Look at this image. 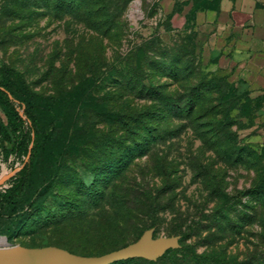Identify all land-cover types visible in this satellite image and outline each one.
<instances>
[{"label":"rangeland","instance_id":"374dc122","mask_svg":"<svg viewBox=\"0 0 264 264\" xmlns=\"http://www.w3.org/2000/svg\"><path fill=\"white\" fill-rule=\"evenodd\" d=\"M220 34L170 23L159 0H0V67L61 115L51 131L40 114L53 142L0 205V248L153 243L127 264H264V83L220 62ZM165 96L195 109L166 112ZM20 164L0 150V177Z\"/></svg>","mask_w":264,"mask_h":264},{"label":"trees","instance_id":"16d2710c","mask_svg":"<svg viewBox=\"0 0 264 264\" xmlns=\"http://www.w3.org/2000/svg\"><path fill=\"white\" fill-rule=\"evenodd\" d=\"M58 1L62 7L63 2L67 3L73 0ZM78 1L86 3L90 0ZM166 19L168 20V18ZM0 75V112L2 114V116H0V150L4 157L13 154L16 160H19L21 164L23 163V166L17 174L10 179V186L0 193V205L15 206L35 172L39 158L44 155V152L53 142L51 133L48 134L43 127L40 114L44 112L47 115L48 125L51 131L56 128L58 121L60 122L61 115L57 108V104L52 101L39 102L27 96L28 86L21 73L17 70L0 67ZM91 87V82L80 83L74 88L72 95H79L90 90ZM8 94H10L11 97ZM164 99L163 102L166 105V112L176 111L179 112L180 115H184V117H189L195 109V101L187 102L186 105L184 104L181 106L177 100L170 96H165ZM20 112L23 113L25 118H23ZM150 128L151 127H149V133L146 132V134L143 135L144 139L139 141V144H142V146L140 145V149H144L145 151L148 150L150 142L154 140L155 133L152 130L150 131ZM132 131L131 129L130 135L134 137ZM133 142H138V140ZM6 144H10L11 147L7 148ZM29 148V158L24 161ZM129 152L132 153V147ZM108 184L109 182L107 181L101 190L105 189ZM252 190L255 191L256 189H251L250 191ZM102 191L103 192L99 193L97 198L104 197V190ZM243 193L244 192L241 191L236 196H240ZM178 251H180L178 248L168 249L166 255H174ZM196 258L202 259L203 255H196ZM133 260L134 258L120 260L116 262V264H127ZM219 261V259H216V264H220Z\"/></svg>","mask_w":264,"mask_h":264},{"label":"crops","instance_id":"0c3cea01","mask_svg":"<svg viewBox=\"0 0 264 264\" xmlns=\"http://www.w3.org/2000/svg\"><path fill=\"white\" fill-rule=\"evenodd\" d=\"M159 8L178 27L221 32L220 62L264 83V0H159Z\"/></svg>","mask_w":264,"mask_h":264},{"label":"water","instance_id":"95a60500","mask_svg":"<svg viewBox=\"0 0 264 264\" xmlns=\"http://www.w3.org/2000/svg\"><path fill=\"white\" fill-rule=\"evenodd\" d=\"M8 95L10 96V94ZM20 114L25 118L22 112ZM30 148L24 161L29 158ZM22 166L23 163L2 175L0 177V187L7 180L14 177ZM153 246V243L144 248L129 245L97 256H81L53 246L41 248L17 246L0 248V264H109L115 260L144 256Z\"/></svg>","mask_w":264,"mask_h":264},{"label":"bare ground","instance_id":"6f19581e","mask_svg":"<svg viewBox=\"0 0 264 264\" xmlns=\"http://www.w3.org/2000/svg\"><path fill=\"white\" fill-rule=\"evenodd\" d=\"M4 241H5V240H4L3 238H0V244H1V243H4Z\"/></svg>","mask_w":264,"mask_h":264}]
</instances>
